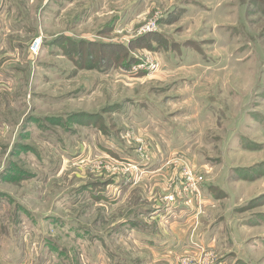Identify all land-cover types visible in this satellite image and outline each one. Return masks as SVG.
<instances>
[{
    "label": "rangeland",
    "instance_id": "rangeland-1",
    "mask_svg": "<svg viewBox=\"0 0 264 264\" xmlns=\"http://www.w3.org/2000/svg\"><path fill=\"white\" fill-rule=\"evenodd\" d=\"M0 8V66L12 68L10 79L0 68V264H168L127 232L154 222L151 211L190 181L187 171L200 196L188 204L192 246L173 264L203 252L264 264L256 4L1 0ZM144 61L158 68H138ZM198 223L207 227L202 242Z\"/></svg>",
    "mask_w": 264,
    "mask_h": 264
},
{
    "label": "crops",
    "instance_id": "crops-1",
    "mask_svg": "<svg viewBox=\"0 0 264 264\" xmlns=\"http://www.w3.org/2000/svg\"><path fill=\"white\" fill-rule=\"evenodd\" d=\"M2 29L3 27L0 25V32ZM6 46L7 44L2 43L0 40V54L2 49L4 50ZM1 63L2 66H0V68L2 71L5 70L4 75L7 77V72L11 75L12 68L7 67V60L3 59ZM7 79L10 78L7 77ZM5 82L6 81L3 80L2 75H0V90L5 87ZM158 176L160 177L159 173H157L155 177L157 178ZM206 198L207 199H205V201L203 202L205 204V208L208 205H206V203H210L208 199H211L209 197ZM191 207V205L188 206V204H183L182 201H175L170 203L167 202L165 205H157L151 211L150 217L154 220V222L149 225V227L140 228V230L142 231H139L137 233H135V231L133 230H130L129 232H127V234L133 236L134 240H132V242L135 243L136 246L139 247V249L148 251L151 255H153L155 261L158 259H162L161 262L167 261L168 264H173V259L177 254L183 253L184 251H186L187 247L189 248L192 246L190 239L192 238L191 234L193 230H191V227L193 228V221H195V218ZM203 212L204 211H202V213L198 217L200 218V222L202 220L201 218L203 216ZM198 224H200V227L196 231L197 236L194 240L202 242L203 233L207 232V227L201 226V223ZM209 225L210 224H208L207 226ZM189 233L191 236L189 235ZM188 235L191 238H188ZM187 238L189 239L190 244H187ZM192 251L194 252L195 249L192 248ZM222 263L225 264V262H221V264Z\"/></svg>",
    "mask_w": 264,
    "mask_h": 264
},
{
    "label": "built area",
    "instance_id": "built-area-1",
    "mask_svg": "<svg viewBox=\"0 0 264 264\" xmlns=\"http://www.w3.org/2000/svg\"><path fill=\"white\" fill-rule=\"evenodd\" d=\"M147 29H149L147 27ZM40 43H41V39L40 37L35 38L31 45H30V49L32 50L33 53H37L40 47ZM138 68H142L148 71H154L158 68V62H149V61H144L142 63H140L139 65H137ZM133 69L136 68L135 65H133L132 67ZM187 176L188 179L190 180L189 182L187 181L186 184L183 186L182 189H175L172 193V195H170V197L168 198L167 202H175V201H182L185 204H189L192 202V194L195 193L197 195L200 196V191H198V187L196 186L197 183H193L191 180L192 179V175L190 173V171H187ZM181 259V258H180ZM181 262L183 264H221V262H219L217 259H211V257L209 256L208 253H202L201 257L199 258L198 261H194L191 258H186L183 257L181 259Z\"/></svg>",
    "mask_w": 264,
    "mask_h": 264
},
{
    "label": "trees",
    "instance_id": "trees-1",
    "mask_svg": "<svg viewBox=\"0 0 264 264\" xmlns=\"http://www.w3.org/2000/svg\"><path fill=\"white\" fill-rule=\"evenodd\" d=\"M250 2L252 3V4H256L257 5V7H258V9H259V11L261 12V13H264V0H250ZM159 35H160V37H162L163 35H162V33H158ZM164 39H166L165 37H164ZM167 40V39H166ZM120 49V48H119ZM121 49H124V48H121ZM128 52L130 51V44H129V46H128ZM130 58H131V56L130 57H128V59H127V62L125 63V65L126 66H128V64H129V62H130ZM209 191H210V188H209Z\"/></svg>",
    "mask_w": 264,
    "mask_h": 264
}]
</instances>
